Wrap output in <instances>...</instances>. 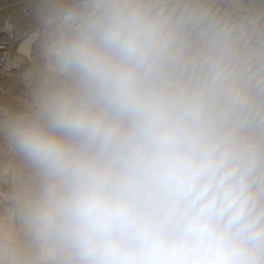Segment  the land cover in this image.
Listing matches in <instances>:
<instances>
[{
  "label": "clouds",
  "instance_id": "obj_1",
  "mask_svg": "<svg viewBox=\"0 0 264 264\" xmlns=\"http://www.w3.org/2000/svg\"><path fill=\"white\" fill-rule=\"evenodd\" d=\"M30 15L29 96L0 109V264H264V0Z\"/></svg>",
  "mask_w": 264,
  "mask_h": 264
},
{
  "label": "rangeland",
  "instance_id": "obj_2",
  "mask_svg": "<svg viewBox=\"0 0 264 264\" xmlns=\"http://www.w3.org/2000/svg\"><path fill=\"white\" fill-rule=\"evenodd\" d=\"M25 1L29 7L33 3V0ZM26 7L18 0H1L0 20L9 16H13L14 18L18 16L17 18H19L20 21L19 25L15 26V29L13 30L15 33H19L18 38L15 41V50L18 47L19 42L26 36L27 32L31 31L33 28L30 8L25 11ZM0 26H2L1 23ZM1 30L4 33L0 34V38L3 39L6 37L5 35H7V31L9 30L0 29V31ZM12 57H14L16 62L19 63V67L15 71L8 72L0 76V109L6 108L11 111H22L25 108V101L29 96V88L25 81V74L31 64L29 59L23 57L22 55L13 53Z\"/></svg>",
  "mask_w": 264,
  "mask_h": 264
},
{
  "label": "built area",
  "instance_id": "obj_3",
  "mask_svg": "<svg viewBox=\"0 0 264 264\" xmlns=\"http://www.w3.org/2000/svg\"><path fill=\"white\" fill-rule=\"evenodd\" d=\"M29 8L27 5L25 11L29 10ZM7 32L5 38H0V76L15 71L19 67V63L12 57L13 53L19 55L17 48L16 50L14 49L19 33H15L13 30Z\"/></svg>",
  "mask_w": 264,
  "mask_h": 264
},
{
  "label": "bare ground",
  "instance_id": "obj_4",
  "mask_svg": "<svg viewBox=\"0 0 264 264\" xmlns=\"http://www.w3.org/2000/svg\"><path fill=\"white\" fill-rule=\"evenodd\" d=\"M19 14H20V12H19ZM10 15H12V14H10ZM17 17L14 18L13 16H9V17H6L5 19L0 20V23L2 25V26H0V29H7V30H10V31L14 30L15 29V26H18L19 23H20L19 18H17ZM6 25H9L10 27H6ZM31 32H32V30L27 32L26 36L19 42L18 47H17V52L19 53V55H22L23 57H25L27 59H28V57L24 55L22 49H23L24 45L29 41V39H30V33ZM3 33L4 32L1 30L0 31V34H3Z\"/></svg>",
  "mask_w": 264,
  "mask_h": 264
},
{
  "label": "crops",
  "instance_id": "obj_5",
  "mask_svg": "<svg viewBox=\"0 0 264 264\" xmlns=\"http://www.w3.org/2000/svg\"><path fill=\"white\" fill-rule=\"evenodd\" d=\"M20 3H23L24 4V6L26 7V5H27V3H26V1L25 0H18ZM0 4H1V0H0Z\"/></svg>",
  "mask_w": 264,
  "mask_h": 264
}]
</instances>
